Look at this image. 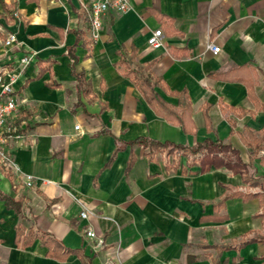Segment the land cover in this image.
<instances>
[{"label": "crops", "instance_id": "1", "mask_svg": "<svg viewBox=\"0 0 264 264\" xmlns=\"http://www.w3.org/2000/svg\"><path fill=\"white\" fill-rule=\"evenodd\" d=\"M81 4L87 0H0V70L34 55L3 131L21 173L0 166V192L21 203V214L0 200V264H263L264 185L256 176L264 179V169L250 167L264 165V0H130L129 11L103 16L95 40ZM4 6L16 14L11 20ZM156 31L161 48L147 44ZM11 33L16 44L7 50ZM69 50L87 89L76 84ZM121 59L139 72L147 67L171 107L172 93L186 94L188 132L154 113L123 76ZM138 139L186 148L220 142L244 167L200 172L182 154L149 158L130 145ZM19 226L82 258H50L39 239L22 247ZM97 239L103 246L95 249Z\"/></svg>", "mask_w": 264, "mask_h": 264}, {"label": "trees", "instance_id": "2", "mask_svg": "<svg viewBox=\"0 0 264 264\" xmlns=\"http://www.w3.org/2000/svg\"><path fill=\"white\" fill-rule=\"evenodd\" d=\"M4 10L6 13V19L14 18V15L10 13L9 8L4 6ZM89 24V20H88ZM90 28V25H89ZM68 56L70 59V67L75 77L76 84L78 87L88 88V83L84 81L82 74H75L73 71V66L76 63V58L73 56L72 50H69ZM42 65L38 63V66ZM122 69V74L124 77L128 78L137 90L142 95L143 99L147 103V105L154 111V113L161 119L178 125L182 128L184 132H188L191 127V108L188 97L185 93H172L171 95L178 99L177 108H173L168 105L155 91L154 87L162 86L161 81L159 79H155L151 77L149 73V69L147 67L142 69L143 73L147 75L144 76L142 72L138 70L132 69L129 67L128 63L121 59L117 64ZM42 71H47L48 68L42 67ZM240 72L245 70V67L238 69ZM247 76L244 77L243 73H240L238 81L245 83L248 85ZM49 87L56 88L58 85L54 83H49ZM88 93V91H87ZM261 141H264V135ZM130 145L142 146L148 149V157L151 158L153 154L159 153L162 151L167 152L169 155L171 154H182L187 158V166L188 167H196L200 172H205L211 168L219 169L226 168L233 173H240L243 169V164L236 162L232 163L229 161L230 154H233L235 151L229 146L224 145L220 142H205L202 145H197L193 148H186L178 145H164L159 144L157 142H152L147 139H138ZM113 157L111 158L109 164L112 162ZM134 163V158H130L127 164L126 173H128ZM176 163V162H175ZM175 165V164H174ZM173 165V166H174ZM177 167V164L174 166ZM257 195H248L245 198H254ZM0 200H2L7 209L13 210L16 214H21V203L13 201L6 195L0 192ZM222 203L214 208L221 207ZM25 231L27 233L25 234ZM17 232V243H20L22 247H28L35 239H39L41 245L47 249L46 255L50 258L64 260L70 255L77 256L82 258L80 251L69 250L65 248L60 242L56 241L53 237H51L47 233L38 232L34 229L29 228L26 230L25 228L19 226L16 229Z\"/></svg>", "mask_w": 264, "mask_h": 264}, {"label": "built area", "instance_id": "3", "mask_svg": "<svg viewBox=\"0 0 264 264\" xmlns=\"http://www.w3.org/2000/svg\"><path fill=\"white\" fill-rule=\"evenodd\" d=\"M84 10L88 14V20L90 25L91 39L98 38L101 30L102 18L108 13L122 14L131 9L130 0H87V4H81ZM16 14H14V17ZM5 49H10L16 44V36L14 34H8L2 42ZM147 44L152 48H161L163 46L162 33L156 31L152 33L147 41ZM208 50L213 54L219 52V48L214 45H208ZM33 54H25L14 64L11 69L0 70V166H3L10 170L14 174H20L18 165L14 162L12 157L5 151L4 144L5 139L3 136L4 127L7 119L11 116L18 107L15 99L14 86L22 75L23 71L33 62ZM74 130L81 135L82 131L80 127L76 125ZM27 188H31L33 185V178L26 176L23 179ZM88 213L82 211L79 214L80 219L87 218ZM85 235L89 239H96L95 234L91 231H86ZM103 242L100 239L96 240L94 248H101Z\"/></svg>", "mask_w": 264, "mask_h": 264}, {"label": "rangeland", "instance_id": "4", "mask_svg": "<svg viewBox=\"0 0 264 264\" xmlns=\"http://www.w3.org/2000/svg\"><path fill=\"white\" fill-rule=\"evenodd\" d=\"M252 169V172H254V174H258L259 171L263 170L264 169V165L262 166H259V167H250ZM263 177H259V176H256V180H258L259 183H261L262 185H264V179H262ZM251 181H253V179H250ZM214 254V253H212ZM264 264V263H263Z\"/></svg>", "mask_w": 264, "mask_h": 264}]
</instances>
